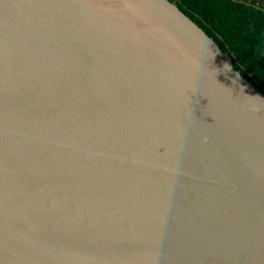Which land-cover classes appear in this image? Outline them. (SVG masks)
I'll return each mask as SVG.
<instances>
[{
	"label": "water",
	"instance_id": "water-1",
	"mask_svg": "<svg viewBox=\"0 0 264 264\" xmlns=\"http://www.w3.org/2000/svg\"><path fill=\"white\" fill-rule=\"evenodd\" d=\"M0 264H264V96L175 3L0 0Z\"/></svg>",
	"mask_w": 264,
	"mask_h": 264
},
{
	"label": "trees",
	"instance_id": "trees-1",
	"mask_svg": "<svg viewBox=\"0 0 264 264\" xmlns=\"http://www.w3.org/2000/svg\"><path fill=\"white\" fill-rule=\"evenodd\" d=\"M264 96V5L247 0H169Z\"/></svg>",
	"mask_w": 264,
	"mask_h": 264
},
{
	"label": "clouds",
	"instance_id": "clouds-1",
	"mask_svg": "<svg viewBox=\"0 0 264 264\" xmlns=\"http://www.w3.org/2000/svg\"><path fill=\"white\" fill-rule=\"evenodd\" d=\"M224 69H225V71H230V70H231V69H230V66L227 65V64L224 65ZM242 91H243V89H242Z\"/></svg>",
	"mask_w": 264,
	"mask_h": 264
}]
</instances>
